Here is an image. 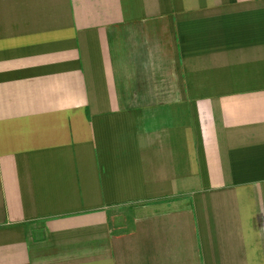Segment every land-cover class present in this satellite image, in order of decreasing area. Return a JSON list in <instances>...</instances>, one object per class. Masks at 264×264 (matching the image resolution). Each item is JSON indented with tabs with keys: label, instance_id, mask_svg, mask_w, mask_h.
<instances>
[{
	"label": "crops",
	"instance_id": "crops-1",
	"mask_svg": "<svg viewBox=\"0 0 264 264\" xmlns=\"http://www.w3.org/2000/svg\"><path fill=\"white\" fill-rule=\"evenodd\" d=\"M0 264H264V0H0Z\"/></svg>",
	"mask_w": 264,
	"mask_h": 264
}]
</instances>
